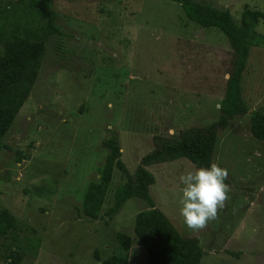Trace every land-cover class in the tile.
<instances>
[{"label":"rangeland","instance_id":"obj_1","mask_svg":"<svg viewBox=\"0 0 264 264\" xmlns=\"http://www.w3.org/2000/svg\"><path fill=\"white\" fill-rule=\"evenodd\" d=\"M229 10L238 22L244 6L264 14V0H194ZM60 33H42L29 0H0L2 39L30 27L40 32L44 61L0 151V210L21 226L0 236V264H100L126 256L147 264L133 232L149 206L131 198L109 219L117 169L99 216L81 212L85 188L98 179L113 131L121 159L133 173L153 149L155 136H176L219 117L232 50L216 27L189 21L169 0H51ZM264 36V17L255 28ZM249 112L264 111V43L250 48L242 79ZM213 163L228 171V198L215 219L189 228L179 213V177L196 168L187 159L149 166V193L180 234L203 249L200 264H264V142L249 131V117L234 118L217 134ZM130 237L125 249L116 234ZM11 255H19L17 263Z\"/></svg>","mask_w":264,"mask_h":264},{"label":"trees","instance_id":"obj_2","mask_svg":"<svg viewBox=\"0 0 264 264\" xmlns=\"http://www.w3.org/2000/svg\"><path fill=\"white\" fill-rule=\"evenodd\" d=\"M179 4L185 17L202 28L216 27L227 38L232 50L231 68L226 80L224 96L219 102L218 119L204 127H191L176 136H155L153 149L144 155L134 172L126 168L121 159V147L115 131L103 143L108 148L105 162L97 180L91 181L82 197L81 212L84 216L96 219L109 188L112 173L117 169L125 177V182L113 193L112 205L106 216L112 219L131 198L137 197L146 202L147 209L134 218L133 232L143 246L147 264H200L204 255L199 240L183 236L169 221L166 215L155 206L149 193L154 184V175L149 166L185 158L195 167H207L217 142V134L226 128L236 117L248 115L251 135L264 142V111L249 112L242 95L243 72L250 48L264 43V36L255 31L264 14L259 10L244 6L240 20L236 22L229 10H219L194 0H169ZM29 9L41 19L42 33L58 34L57 13L51 0H29ZM0 53V151L8 149L3 137L22 107L44 61V45L38 30L26 27L2 39ZM21 226L7 209L0 210V236L10 232L17 237ZM116 241L125 249L130 246V237L117 233ZM10 260L17 263L20 256L9 254ZM100 264H128L126 256L112 255L102 258L95 253Z\"/></svg>","mask_w":264,"mask_h":264},{"label":"clouds","instance_id":"obj_3","mask_svg":"<svg viewBox=\"0 0 264 264\" xmlns=\"http://www.w3.org/2000/svg\"><path fill=\"white\" fill-rule=\"evenodd\" d=\"M227 176V169L217 163L196 167L180 175L179 213L189 228H202L215 219L228 198Z\"/></svg>","mask_w":264,"mask_h":264},{"label":"water","instance_id":"obj_4","mask_svg":"<svg viewBox=\"0 0 264 264\" xmlns=\"http://www.w3.org/2000/svg\"><path fill=\"white\" fill-rule=\"evenodd\" d=\"M251 113V112H250Z\"/></svg>","mask_w":264,"mask_h":264}]
</instances>
